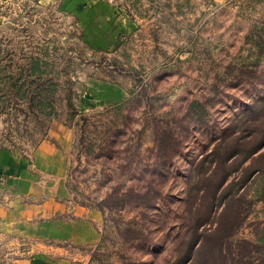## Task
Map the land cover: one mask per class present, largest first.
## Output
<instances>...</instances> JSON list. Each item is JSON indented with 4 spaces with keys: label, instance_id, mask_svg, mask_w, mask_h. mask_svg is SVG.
I'll use <instances>...</instances> for the list:
<instances>
[{
    "label": "rangeland",
    "instance_id": "374dc122",
    "mask_svg": "<svg viewBox=\"0 0 264 264\" xmlns=\"http://www.w3.org/2000/svg\"><path fill=\"white\" fill-rule=\"evenodd\" d=\"M75 1L0 0V146L29 159L62 125L68 201L100 214L86 264H170L214 138L252 116L249 107L264 130V0H98L130 25L104 46L86 33L88 2ZM34 59L35 74L57 84L51 117L7 89L20 72L19 84L35 87ZM193 101L207 129L192 120L204 112ZM164 131L175 135L171 159L158 150ZM243 183L231 188L244 220L227 245L233 264H264V174Z\"/></svg>",
    "mask_w": 264,
    "mask_h": 264
},
{
    "label": "crops",
    "instance_id": "0c3cea01",
    "mask_svg": "<svg viewBox=\"0 0 264 264\" xmlns=\"http://www.w3.org/2000/svg\"><path fill=\"white\" fill-rule=\"evenodd\" d=\"M84 1L86 33L96 46L109 44V34L129 30L107 3ZM96 15L114 29L98 26ZM68 141L67 130L54 122L29 159L0 146V264H86L84 252L100 241V214L68 201Z\"/></svg>",
    "mask_w": 264,
    "mask_h": 264
},
{
    "label": "trees",
    "instance_id": "16d2710c",
    "mask_svg": "<svg viewBox=\"0 0 264 264\" xmlns=\"http://www.w3.org/2000/svg\"><path fill=\"white\" fill-rule=\"evenodd\" d=\"M39 64L40 61L34 59L31 74H26L28 79L34 76L30 83H36L35 87L26 86V82L19 84L21 80L24 81L23 73L20 72L17 74L19 77L7 89L14 91L18 100H24L28 110L51 117L55 115L51 95L57 84L51 79H44L41 73L35 74V71H39ZM68 106H72L70 101ZM195 107H201L204 112L197 114L190 111L192 120L198 116L201 120L199 128L207 129L209 121L204 118L206 112L203 105L193 101L189 109ZM251 108L249 107L252 116L236 120L230 132L225 136L215 137V141H218L200 161L201 163L207 159L206 162L210 165L197 176V192L189 218L192 225L181 238L176 248L177 258L170 264H233L235 259L227 244L240 227L244 216L237 204L243 199V195L231 188L236 182L242 181L245 184L252 176L255 178L264 174V130L260 126L262 118H255L256 113ZM174 140L172 131L157 135L158 150L163 151L169 159L172 157L169 149H172L171 143ZM247 161L249 163L244 165ZM220 204L222 207L218 212ZM207 225H210L209 228H205ZM243 243L250 244L246 241Z\"/></svg>",
    "mask_w": 264,
    "mask_h": 264
}]
</instances>
